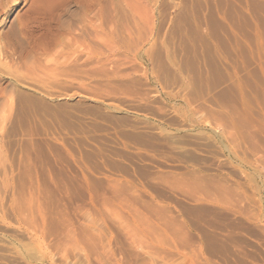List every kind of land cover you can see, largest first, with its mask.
<instances>
[{"label":"rangeland","instance_id":"rangeland-1","mask_svg":"<svg viewBox=\"0 0 264 264\" xmlns=\"http://www.w3.org/2000/svg\"><path fill=\"white\" fill-rule=\"evenodd\" d=\"M36 1L0 0V264H264V0Z\"/></svg>","mask_w":264,"mask_h":264},{"label":"bare ground","instance_id":"bare-ground-1","mask_svg":"<svg viewBox=\"0 0 264 264\" xmlns=\"http://www.w3.org/2000/svg\"><path fill=\"white\" fill-rule=\"evenodd\" d=\"M54 1V0H53ZM57 1H59V0H57ZM37 3V6L38 7H40V8H42V7H44V5L46 4V3H48L47 2V0H37L36 1ZM4 5V4H3ZM45 8V7H44ZM35 9V8H34ZM36 10V9H35ZM33 11V10H32ZM38 11V10H37ZM41 12V11H40ZM45 12V11H44ZM43 12V13H44ZM34 13H35V11H34ZM33 12H32V14H34ZM38 13H39V11H38ZM42 13V12H41ZM40 13V14H41ZM35 16H36V13L34 14ZM39 15V14H38ZM37 17V16H36ZM40 17H43V15L42 16H40ZM42 21V20H41ZM22 24V23H21ZM20 27H22L20 30H19V32H21L22 33V35H28L29 33H28V30L25 28L26 26L24 25V26H19V28ZM27 28H29V27H27ZM31 36V35H30ZM41 41V40H40ZM39 49V48H38ZM34 50V49H33Z\"/></svg>","mask_w":264,"mask_h":264}]
</instances>
